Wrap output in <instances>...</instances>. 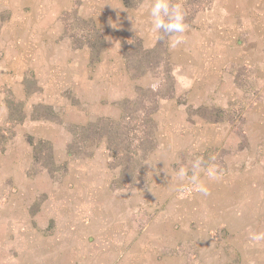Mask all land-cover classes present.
Here are the masks:
<instances>
[{"label": "rangeland", "instance_id": "374dc122", "mask_svg": "<svg viewBox=\"0 0 264 264\" xmlns=\"http://www.w3.org/2000/svg\"><path fill=\"white\" fill-rule=\"evenodd\" d=\"M69 3L65 4L66 8ZM171 3L182 7L184 23L187 24L199 10L206 9L210 0H176ZM72 5L58 20L64 25L63 36L70 39L75 47L81 43L84 46H89V42L95 43L100 48V57L107 48V39L94 20L89 18L82 0H74ZM10 16L11 13L0 7V34L2 25L9 21ZM168 40L169 37L165 51L158 48L153 52L154 60H151V67L145 73L146 68L137 62L144 55L142 51L138 52L139 49L145 47L137 41L123 42L125 58L130 56L134 73L138 76L130 75L126 58L129 77L122 67L121 92H129V100L137 99L143 88L158 91L157 95L166 92L173 96L167 95L159 100V108L153 114V125L140 126L135 131L132 123L124 122L111 132L112 140L116 138L115 134L122 136L116 141L120 146L116 148L122 156L137 157L129 161L125 158L122 163L126 165L122 169L120 165L114 167V162L118 164V161L110 156V165L119 170L117 179L120 177L122 180L113 185L112 191L123 190L127 195L138 189L148 192L149 203L141 208V212L151 216L152 230L165 226L170 234H177V239L183 240L177 250L167 249L169 255H183V263H191L199 249L201 253L203 250L213 251L198 257L202 263L212 257V264H264V37L252 47L255 54L249 57V53L248 58L223 53L219 59L221 55L209 51L207 44L199 45L201 51L187 56H197L201 60L188 58L187 61L196 66L195 72L200 75L201 84L194 86L198 92L183 95H177L176 90L177 48L171 49ZM206 81L213 84L202 85ZM216 81L218 84H215ZM0 98L12 111L6 124L2 123L0 114V264H31L26 262L32 258L31 248L22 249L18 242L16 232L21 226L19 220L29 215L27 218L31 223H44L37 220L39 215H47L46 219H49V214L58 213L57 209L62 214L80 216V209H85L84 199L82 196H70V199L58 200L59 183L70 180L67 155L45 156L37 161V150L33 144V157L28 159V156H17L15 149H9L16 135L23 132L19 126L27 115L24 104L17 100L10 88L0 86ZM39 111L44 116H51L50 109ZM70 129L68 151L86 155L77 159L92 157L101 147L108 150L107 137L82 143V130ZM149 129L153 130V139L143 142L135 139V134L144 137L141 131ZM25 136L27 141H30L29 137L33 138L27 133ZM46 142L50 144L53 155L58 141ZM196 160L201 162L200 176L208 187L207 195L188 182L173 179L181 166L188 168L191 174V165ZM210 164H214L218 172V179L212 181L203 171ZM24 165L29 167L24 168ZM43 165L46 168H42ZM125 202L127 198L124 195L108 198L101 203L103 206L99 207V212L114 224L116 219L133 209ZM136 203L143 202L136 198ZM91 214L92 210H89L90 217ZM48 219L45 223L50 225V231L59 228L56 221ZM31 227L32 224H29ZM18 247H21L19 251Z\"/></svg>", "mask_w": 264, "mask_h": 264}, {"label": "crops", "instance_id": "0c3cea01", "mask_svg": "<svg viewBox=\"0 0 264 264\" xmlns=\"http://www.w3.org/2000/svg\"><path fill=\"white\" fill-rule=\"evenodd\" d=\"M73 1L0 0L3 11L11 13L9 21L1 27L0 86L12 90L17 100L24 104L27 115L22 125H18L23 132L16 135L9 149H15L17 156H28L27 159L33 157V146L27 141L26 133L39 140L58 141V148L52 156L67 155L70 162V180L59 183L58 200L82 196L85 205V209H80V216L62 214L58 209V213L49 214V219L56 221L59 226L54 231H50L49 224L45 223L47 215L41 214L40 219L37 218L44 221L40 223L36 220L39 228L30 222V218H27L29 215L22 217L16 233L22 249L31 248L32 258L26 262L214 263L212 257L209 261L204 260V263L198 259L200 255L213 253L212 250H203L201 253L198 249L191 263H183V255L167 253V249L177 250L183 240H178L177 234H170L165 226L159 230L151 229V216L141 212V208L149 203L148 192L138 189L127 195L123 190L112 191L120 172L111 168L107 148L101 147L92 157L84 159H77L86 156L84 153L68 151L71 127H86L100 118L114 121L121 119L123 111L120 103L131 96L129 92H121L122 67L128 74L123 42L137 41L145 50H149L158 45L161 35L151 31L148 11L153 0H82L89 18L94 20L107 39V48L101 53L99 61L92 63L91 47H75L70 39L63 36L64 25L58 21L62 14L72 8ZM262 13L264 0H210L206 9L199 10L191 23L185 24L182 42L176 47L177 95L198 92L194 86H200V75H196V66L187 59L197 61L201 58L187 55L201 51L199 45L202 43L207 44L209 51L217 55L231 53L248 58L250 53L249 57L253 56L255 50L252 47L264 37ZM220 77L223 82V73ZM226 83L230 84L229 81ZM208 84L213 82L206 81L202 85ZM41 109L42 112L50 109L51 116H44L39 111ZM0 114L2 123L6 124L11 119V108L4 103L3 98H0ZM122 195L127 198V206L133 209L120 215L112 224V221L106 220L105 214L99 212V207L108 198ZM136 198L143 203L137 204ZM89 210L95 215L91 214L90 217ZM29 224H32L31 228ZM20 249L18 247L17 250Z\"/></svg>", "mask_w": 264, "mask_h": 264}, {"label": "trees", "instance_id": "16d2710c", "mask_svg": "<svg viewBox=\"0 0 264 264\" xmlns=\"http://www.w3.org/2000/svg\"><path fill=\"white\" fill-rule=\"evenodd\" d=\"M168 34L166 33H161L160 35V39H159V43L157 45V47L153 50V51H148L145 50L144 48H140L138 52H143L144 55L143 57H141V59L137 60V62L140 64V66L145 67L146 69H144V73L147 71V68L151 67V60H154L152 58V54L155 50H157L158 48H163V51L166 50L165 46H166V42L168 39ZM88 45L91 47L92 49V63H95L99 60V52H100V48H98V46L94 43L91 44L90 42L88 43ZM78 47H83L84 44L81 43L80 45H77ZM105 45V41L103 40V46L102 48H104ZM127 61H128V71L130 73L131 76L137 77L138 75L134 73V68L132 67V64L130 62V56H126ZM139 75H142L139 74ZM158 91H153L152 89H148V88H143L140 89L139 93V97L135 100H125L123 102L120 103V107L123 111L122 117L119 121H114L111 119H106V118H100L97 122L95 123H90L88 126L86 127H76L77 129L82 130V132L85 134H83V137L81 136V140L82 143L83 142H88L90 140H98V139H103L104 137L108 138V150L110 152V156L115 160L118 161V164H116L114 162V167L120 165L122 167V169L124 168V165H126V163H122L123 160H125V158L127 159L126 161L129 160H135L137 159V157L135 155L130 156V158L128 156H122L123 154L119 153L118 149L116 148L117 146H119L118 143H116L117 140H121L120 134H115L114 136L116 137L114 140H112V136L111 132L114 131L115 126H120L121 123L124 122H128V123H132V129L133 130H138L140 126H145V125H153L154 123V119H153V114L158 110L159 106V100L160 99H164L167 97V95H169V97H172L173 94H167L165 93H159L157 95ZM105 126H109V127H105ZM118 128V127H116ZM145 136L144 137H137V134H135V139L136 140H141V142L148 140V139H153L152 138V134H153V130L149 129L147 131H141ZM117 133V131H116ZM76 137L80 138V135L76 134ZM29 140L31 142V144L35 145V150H37L35 153V158L38 161V158L42 157H52V153H51V148H50V144L47 143L46 141L43 140H39L35 142L34 138L29 137ZM133 142H135L134 140H132ZM120 147V146H119ZM47 152V153H44ZM44 153V154H43ZM43 154V156H41ZM135 162V161H134ZM42 168H46V165L41 166ZM112 167V166H111ZM112 167V168H114ZM116 168V167H115ZM121 181V178L119 177L118 179H115L113 185L118 182ZM118 184V183H117Z\"/></svg>", "mask_w": 264, "mask_h": 264}, {"label": "clouds", "instance_id": "9594fccd", "mask_svg": "<svg viewBox=\"0 0 264 264\" xmlns=\"http://www.w3.org/2000/svg\"><path fill=\"white\" fill-rule=\"evenodd\" d=\"M148 17L153 33H166L169 36V47L175 49L182 42V34L185 32L184 11L179 4H173L170 0H153L148 11ZM201 162L196 160L189 169L181 166L174 174L173 179L183 183L188 182L194 185L200 193L207 195L208 187L202 181ZM208 180L218 179L217 167L210 164L203 170Z\"/></svg>", "mask_w": 264, "mask_h": 264}]
</instances>
